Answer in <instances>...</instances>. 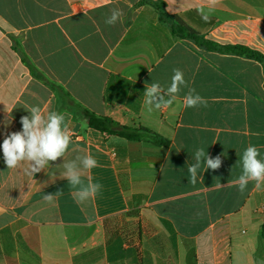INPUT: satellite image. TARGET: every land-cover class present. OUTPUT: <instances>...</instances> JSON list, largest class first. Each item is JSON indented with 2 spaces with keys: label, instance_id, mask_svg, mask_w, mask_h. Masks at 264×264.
<instances>
[{
  "label": "crops",
  "instance_id": "crops-1",
  "mask_svg": "<svg viewBox=\"0 0 264 264\" xmlns=\"http://www.w3.org/2000/svg\"><path fill=\"white\" fill-rule=\"evenodd\" d=\"M113 8L123 16L108 25ZM162 12L210 42L264 55V0H0V145L27 108L62 113L65 159L91 154L100 166L83 179L102 185L77 203L60 178L63 157L31 177L27 162L8 169L0 149V264H264V186L231 183L249 145L264 160V62L198 46ZM173 69L188 86L148 111L145 85L167 88ZM190 88L206 107H184ZM77 105L169 143L89 128ZM198 148L222 165L201 168L192 185Z\"/></svg>",
  "mask_w": 264,
  "mask_h": 264
},
{
  "label": "clouds",
  "instance_id": "clouds-1",
  "mask_svg": "<svg viewBox=\"0 0 264 264\" xmlns=\"http://www.w3.org/2000/svg\"><path fill=\"white\" fill-rule=\"evenodd\" d=\"M123 12L119 8H113L110 15L105 19L108 25H115L121 21ZM207 20L208 16L202 14ZM170 86L162 87L158 82L146 84L144 92V104L148 111L168 109L177 99L182 87H187L184 73L180 69H173ZM264 86V85H262ZM186 108L207 106V101L194 89H189L183 98ZM30 115L22 116L20 123L22 130L12 132L3 140V159L8 169L17 168L22 162H27L23 171L26 175L34 177L41 170L49 167V161H56L63 157L64 163L59 166L63 168L61 179H67L69 187L73 189V197L77 203H84L95 197L100 192L102 185L93 183L91 178L85 183L84 177L93 168L99 167L98 161L91 154H78L73 159H65L71 143L72 133L65 122V115L55 111L44 114L39 106H31L26 109ZM11 123V117L5 121V126ZM260 151L257 147L249 145L238 161L242 165V173L237 180L231 181L237 185L241 192L245 191L250 182L255 183L256 189L264 186V160L260 159ZM194 162L187 166L189 183L195 185L198 180H203L198 175L201 168L217 170L222 165L221 157H210L204 148H198L193 155ZM216 188L223 185L217 183ZM63 195V190L57 191L54 195H43L46 202H52L54 198Z\"/></svg>",
  "mask_w": 264,
  "mask_h": 264
},
{
  "label": "trees",
  "instance_id": "trees-1",
  "mask_svg": "<svg viewBox=\"0 0 264 264\" xmlns=\"http://www.w3.org/2000/svg\"><path fill=\"white\" fill-rule=\"evenodd\" d=\"M161 16L163 19L171 21L172 31L174 34L183 38L191 39L198 46H203L209 50L240 55L258 62H264V55L257 51L238 45L220 46L203 38L176 16H168L163 12L161 13ZM77 107L79 108L82 116L85 118L86 124L89 128L98 130L107 135L119 136L130 142L149 141L159 146H167L169 143L168 140L146 127L140 126L138 128H130L123 126L108 117L97 115L80 105H77ZM260 233L264 236V225L260 226Z\"/></svg>",
  "mask_w": 264,
  "mask_h": 264
}]
</instances>
